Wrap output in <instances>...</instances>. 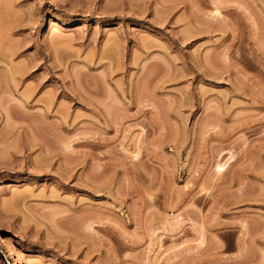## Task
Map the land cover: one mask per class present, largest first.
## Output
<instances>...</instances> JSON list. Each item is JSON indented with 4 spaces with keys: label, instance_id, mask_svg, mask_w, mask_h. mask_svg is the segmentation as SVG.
Masks as SVG:
<instances>
[{
    "label": "rangeland",
    "instance_id": "374dc122",
    "mask_svg": "<svg viewBox=\"0 0 264 264\" xmlns=\"http://www.w3.org/2000/svg\"><path fill=\"white\" fill-rule=\"evenodd\" d=\"M0 264H264V0H0Z\"/></svg>",
    "mask_w": 264,
    "mask_h": 264
},
{
    "label": "bare ground",
    "instance_id": "6f19581e",
    "mask_svg": "<svg viewBox=\"0 0 264 264\" xmlns=\"http://www.w3.org/2000/svg\"><path fill=\"white\" fill-rule=\"evenodd\" d=\"M219 13V12H218ZM56 19V18H55ZM223 168V167H222ZM219 169H221V166L219 167ZM14 254V253H13Z\"/></svg>",
    "mask_w": 264,
    "mask_h": 264
}]
</instances>
